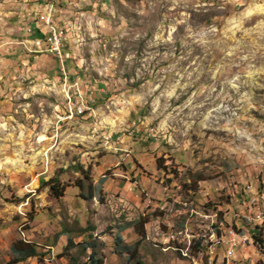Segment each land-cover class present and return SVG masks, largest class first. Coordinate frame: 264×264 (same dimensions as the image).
Segmentation results:
<instances>
[{
  "label": "rangeland",
  "instance_id": "1",
  "mask_svg": "<svg viewBox=\"0 0 264 264\" xmlns=\"http://www.w3.org/2000/svg\"><path fill=\"white\" fill-rule=\"evenodd\" d=\"M249 185L264 188V0H0V264L17 240L42 254L18 264H92L83 240L101 264H264ZM142 217L127 260L114 238L132 247L122 228Z\"/></svg>",
  "mask_w": 264,
  "mask_h": 264
},
{
  "label": "trees",
  "instance_id": "2",
  "mask_svg": "<svg viewBox=\"0 0 264 264\" xmlns=\"http://www.w3.org/2000/svg\"><path fill=\"white\" fill-rule=\"evenodd\" d=\"M36 37H39V32L36 31L35 35ZM41 38H45V36H42ZM76 170H78V168H76ZM82 175L84 174L85 178L87 180H89V170L87 171H82L81 172ZM79 187H82L81 184V180H79ZM196 181H200V179L198 178ZM89 197H91V181L89 182ZM43 186L48 187L49 189V193L50 195H52L53 197L57 198V197H61L63 195V187L60 185L59 180L57 178H53L50 179L47 182H43L42 183ZM149 219L142 217L138 220H136L135 222H131L127 227L122 228L123 230L125 228H129V227H133L135 233L140 237V239L131 247V246H122L121 245V237L119 236V234H117L114 238V245H115V249L117 250L116 253L118 254H123V253H130V255L128 256L127 260L132 259L136 256L137 254V248L140 244V241L145 237V230H144V226L146 223H148ZM121 229V230H122ZM253 238V242L254 243H260L262 244L259 235L257 236L256 234L252 235ZM73 242L71 241V239L68 240V246L65 248L66 250H68L73 246ZM97 243L89 240H83V242L80 244V247L82 249V251H86L87 249L91 250V253L89 255V259H91V263L92 264H101V259L97 258ZM11 253H12V258L9 262H7V264H18V263H22L24 261H26L29 258H41L42 254L38 253L37 250V245L33 244V243H29L26 242L24 240H17L15 241L12 245H11ZM256 264H262V263H256Z\"/></svg>",
  "mask_w": 264,
  "mask_h": 264
},
{
  "label": "built area",
  "instance_id": "3",
  "mask_svg": "<svg viewBox=\"0 0 264 264\" xmlns=\"http://www.w3.org/2000/svg\"><path fill=\"white\" fill-rule=\"evenodd\" d=\"M50 35L51 36H49L48 40L52 44V49L53 51L58 52L60 48L58 41L59 34L52 28V34ZM80 112H82V110ZM245 195L246 203L245 200L240 199V201L242 205L245 204V209L247 208L248 212L247 214H243L242 217H244V219L254 227H264V188L260 189L249 185L247 187V190L245 189ZM229 235L230 238L227 241L229 245V250L226 253L227 259L232 257L233 249L237 248L241 244L242 239L237 233L232 230L229 231ZM179 251L183 255L185 249H180ZM183 256H187V253H185V255ZM192 263L196 264L194 260L192 261Z\"/></svg>",
  "mask_w": 264,
  "mask_h": 264
}]
</instances>
